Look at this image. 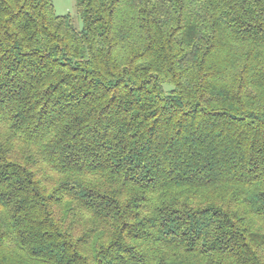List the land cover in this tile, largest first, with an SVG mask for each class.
<instances>
[{
    "label": "trees",
    "instance_id": "1",
    "mask_svg": "<svg viewBox=\"0 0 264 264\" xmlns=\"http://www.w3.org/2000/svg\"><path fill=\"white\" fill-rule=\"evenodd\" d=\"M0 0V264H264V0Z\"/></svg>",
    "mask_w": 264,
    "mask_h": 264
},
{
    "label": "rangeland",
    "instance_id": "2",
    "mask_svg": "<svg viewBox=\"0 0 264 264\" xmlns=\"http://www.w3.org/2000/svg\"><path fill=\"white\" fill-rule=\"evenodd\" d=\"M55 11L59 15H72L75 26L78 29L82 28L83 22L77 14L76 0H53Z\"/></svg>",
    "mask_w": 264,
    "mask_h": 264
}]
</instances>
